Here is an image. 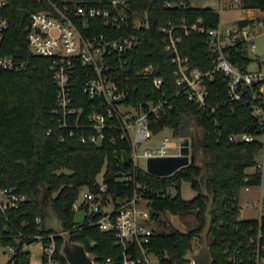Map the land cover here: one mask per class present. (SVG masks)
I'll list each match as a JSON object with an SVG mask.
<instances>
[{
  "label": "trees",
  "instance_id": "1",
  "mask_svg": "<svg viewBox=\"0 0 264 264\" xmlns=\"http://www.w3.org/2000/svg\"><path fill=\"white\" fill-rule=\"evenodd\" d=\"M128 2L142 26L135 31L139 42L129 54L131 91L125 102L137 105L148 99H167L172 107L159 117L150 116V128L153 132L170 128L175 135H189V164L170 175L157 176L132 161L123 163L122 154L130 151V143L127 139L120 140L118 131H113L117 138L114 143L106 139L103 144L95 145L79 140L80 129L73 136L58 129L49 114L55 100L49 59L34 55L26 42L25 26L37 4L34 0H9L5 13L10 27L1 52L22 55L29 59L30 66L24 71H0V188H11L25 197L15 207L0 209V245L20 246L35 241L39 234L53 233L45 226L46 206L50 202L64 231L96 254L99 264H120L122 248L114 244V232L103 231L87 222L73 226L72 204L83 187L114 197H131L136 191L151 200V218L158 225L145 244L148 252L158 257L159 264H186L184 256L188 249H194L196 238L200 241L199 234L205 224L209 199L203 192L205 185L214 194L208 235L212 264H233L229 257L235 248L240 251L238 258L243 257L236 264H252L246 256V242L258 225L264 232V214L260 219L239 218L238 199L242 187L262 182L259 168L251 173L246 169L257 165L256 155L264 149V121L252 113L250 105L228 97L227 77L222 72H214L212 78L205 79L208 92L205 107L177 93L175 65L171 62V53L165 49V32L161 30L163 26L172 27L173 35L180 38L176 41L180 54L188 57L192 67L208 71L214 66L216 52L210 49L207 33L191 26L216 27L220 14L211 6H194L191 0ZM240 5L264 11V0H241ZM198 18L202 19L201 23L197 22ZM237 23L245 26L249 20L240 19ZM99 30L106 28L101 24ZM247 48L248 42L244 39L225 48L230 60L242 70H247L251 61ZM146 65H152L154 75L163 79L159 88L154 86L152 75H134ZM85 78L80 68L73 90L78 98L76 104L89 112L92 102L97 100H90L84 94ZM49 127L52 131L47 133ZM241 132L254 138L250 141L229 139L230 134ZM61 135L64 139H60ZM104 165V187H101L97 175ZM122 175L130 179L121 180ZM182 180L189 181L196 190L192 199H183L179 190L175 195L168 191L171 185L179 189ZM166 212H194L197 224L180 230L163 218ZM37 216L40 222L36 221ZM54 237L57 255L67 264L59 253L62 237L58 233ZM133 253L141 255L138 249ZM30 255L29 250L18 253L17 264H30ZM107 257L112 258V263L106 262Z\"/></svg>",
  "mask_w": 264,
  "mask_h": 264
},
{
  "label": "built area",
  "instance_id": "2",
  "mask_svg": "<svg viewBox=\"0 0 264 264\" xmlns=\"http://www.w3.org/2000/svg\"><path fill=\"white\" fill-rule=\"evenodd\" d=\"M232 1L239 4L241 0ZM34 2L37 7L30 12L25 26L26 42L34 55L49 59L48 67L55 85V100L49 110L50 121L58 129L67 131L69 136L75 135L76 130L80 129L77 134L79 140L95 145L103 144L106 139L114 143L117 138L113 131H118L120 140L129 141L130 161L137 166L141 157L147 160L150 156L177 154L167 151L170 147H178L180 150V143L169 137L170 128H164L162 146L137 151V143L152 134L149 117L166 114L172 104L167 99H148L137 105L125 102L131 91L129 54L139 42L135 31L142 26V21L131 12L128 0ZM8 3L9 0H0V71H24L30 66L29 59L22 55L1 52L2 42L10 27L9 17L5 13ZM197 22L201 23L202 19L198 18ZM101 24L106 30H99ZM257 24L264 28V16L257 20ZM191 27L207 33L210 49L216 52V57L211 70L202 71L192 67L188 57L182 56L177 48L176 41L180 38L173 35L172 27L163 26L161 30L165 32V49L171 53V62L175 65L173 74L179 86L177 93L186 95L199 107H205L208 95L205 79L212 78L214 72H222L227 77L228 97L250 105L252 113L263 122L264 72L240 69L225 51L227 46L243 39L253 49L255 44L250 41L249 28L246 25H237L223 31L219 24L216 27L193 24ZM80 68L86 76L82 86L84 94L90 100H97L92 102V110L89 112L76 104L78 98L73 90L74 79ZM154 73V67L146 65L134 75H152L154 86L159 88L163 79ZM51 131L52 127H49L47 133ZM253 138L252 134L245 132L229 135L232 141H250ZM60 139H64V135ZM120 179L126 181L130 177L122 175ZM100 184L104 187L102 182ZM136 186L139 187V184ZM80 194L82 201L78 202L77 197L72 208L74 214L84 210L85 219L80 224L73 223V226L87 222L97 225L103 231H113L114 244L122 248L120 264H150L148 255L151 253L145 244L155 231L152 227L154 220L151 218V200L136 191L131 197L103 195L89 189H81ZM24 198V195L12 192L11 188H0V209L15 207ZM36 221L40 222L41 218L37 216ZM55 234L56 232L39 234L35 241L24 242L20 246H0L9 251L8 264H17L16 255L23 250H29L32 244L39 241L42 264H64L57 255ZM246 247L248 261L252 264H264V232L260 225L249 235ZM135 249L140 250L142 256L134 255ZM239 253L235 248L229 261L233 264L242 262L243 257L237 256ZM106 262L112 263V258L107 257Z\"/></svg>",
  "mask_w": 264,
  "mask_h": 264
},
{
  "label": "rangeland",
  "instance_id": "3",
  "mask_svg": "<svg viewBox=\"0 0 264 264\" xmlns=\"http://www.w3.org/2000/svg\"><path fill=\"white\" fill-rule=\"evenodd\" d=\"M222 2V3H221ZM191 4L194 6H211L215 8L220 14V21L222 24L223 31L226 30L227 27H236L237 19L241 14H245L246 10L241 12L240 6L238 4H234L232 0H191ZM263 27H257V32L254 30L249 31V36H253V42L255 43V47L253 49L248 45L247 53L251 58L250 63L248 64V68L252 70H260L264 72V32ZM169 137L172 141L179 144L180 136L175 135L172 129H169ZM165 136V130H159L157 132H153L150 137L147 139L141 140L137 143V151L142 152L145 148H158L163 145ZM263 139V137H260ZM168 152H179L178 147H170L167 148ZM191 155V151H190ZM259 159L262 158V154H260ZM138 164L140 167L146 169V158L141 157L138 159ZM249 170H254V167H249ZM105 171V165L101 169V171L97 175V181L99 183L103 182V174ZM86 188L83 187L82 191ZM180 191V194L183 199H192L196 195V190L192 187L191 183L187 180H182L180 183V188H176L174 185L169 186L168 191L171 195H175L176 192ZM263 191L261 185H255L250 189H245L242 187L239 193V201L241 207L240 216L244 219L256 217L258 216L259 206H260V196ZM82 195L78 196V202L82 201ZM249 200H252L254 205H249ZM163 218L167 220L171 225L180 229L186 230L195 224H197V220L194 212H188L185 214H174L171 212H166L163 214ZM152 227L154 229H158V225L156 221L152 223ZM200 241L199 239H195L193 243V248H197ZM41 242H35L29 248L30 250V264H42L40 262V253H41ZM9 251L7 248L0 246V264H8ZM148 259L150 264H158V257L151 253L148 255Z\"/></svg>",
  "mask_w": 264,
  "mask_h": 264
},
{
  "label": "water",
  "instance_id": "4",
  "mask_svg": "<svg viewBox=\"0 0 264 264\" xmlns=\"http://www.w3.org/2000/svg\"><path fill=\"white\" fill-rule=\"evenodd\" d=\"M264 57V54H263ZM180 150L177 154L164 156H150L146 160V171L157 175L167 176L186 166L190 162V138L189 135H183L179 139ZM131 156L128 152H123V163L129 162ZM203 192L208 195L207 207L205 211V224L200 232V243L195 249H188L184 258L186 264H212L213 256L208 242L209 230L212 224V207L214 194L203 186ZM85 219V211L81 210L74 214L73 223L80 224ZM45 226L53 230L62 237V243L59 248L60 255L67 264H99L96 261V254L89 252L83 242L73 240L68 231H64L61 220L55 213L51 203L46 206Z\"/></svg>",
  "mask_w": 264,
  "mask_h": 264
},
{
  "label": "crops",
  "instance_id": "5",
  "mask_svg": "<svg viewBox=\"0 0 264 264\" xmlns=\"http://www.w3.org/2000/svg\"><path fill=\"white\" fill-rule=\"evenodd\" d=\"M234 4H238V3H234ZM238 5L240 6L241 12H243V10H246V13L245 14H241L238 17L237 21L240 20V19H247V20H249V23L246 25L249 28V31L250 30H254V32L255 31L257 32V27H260L257 24V20L260 19V18H262L264 16V11H262L259 8H242V6L240 5V3ZM219 25L222 27L221 21H220ZM263 32H264V30H263ZM249 37H250V41L252 43H254L253 42V39H252L253 36H249ZM262 57H263V55H262ZM249 70H252V69H249ZM260 154H262V158L261 159H259V157H258ZM256 160H257V165L256 166H253L254 167V170L252 171V170H249L247 168L246 171L248 173H251V172H254L256 170V168H259L261 170V172H262V182L259 185L262 186L263 191L261 192V196H260V206H259L258 216L251 217V218H259L261 216V214H262V211L264 210L263 207H262V203H261L262 197L264 196V149L261 150V152H259L256 155ZM253 186H255V185L247 186V187H245V189H250ZM238 203H239V206H240L239 199H238ZM249 205L250 206H253L254 205V203H253L252 200H249ZM240 213H241V207H240ZM239 218H242V217L239 215Z\"/></svg>",
  "mask_w": 264,
  "mask_h": 264
}]
</instances>
